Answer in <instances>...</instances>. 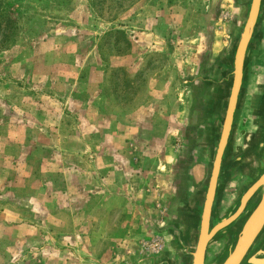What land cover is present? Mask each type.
Masks as SVG:
<instances>
[{
    "label": "rangeland",
    "instance_id": "374dc122",
    "mask_svg": "<svg viewBox=\"0 0 264 264\" xmlns=\"http://www.w3.org/2000/svg\"><path fill=\"white\" fill-rule=\"evenodd\" d=\"M0 3V264H146L182 80L226 41L231 0Z\"/></svg>",
    "mask_w": 264,
    "mask_h": 264
},
{
    "label": "flooded vegetation",
    "instance_id": "af4514ba",
    "mask_svg": "<svg viewBox=\"0 0 264 264\" xmlns=\"http://www.w3.org/2000/svg\"><path fill=\"white\" fill-rule=\"evenodd\" d=\"M225 33L224 44L206 47L182 80L189 102L170 196L161 214L146 220L154 239L144 251L162 252L165 230L182 234L190 215L185 203L196 202L210 177L215 182L210 208L218 202L224 210L249 185L256 161L264 158V0H231ZM258 181L262 184L264 177ZM261 192V186L252 190ZM167 220L171 223L160 228ZM258 257L263 260L262 254Z\"/></svg>",
    "mask_w": 264,
    "mask_h": 264
},
{
    "label": "water",
    "instance_id": "95a60500",
    "mask_svg": "<svg viewBox=\"0 0 264 264\" xmlns=\"http://www.w3.org/2000/svg\"><path fill=\"white\" fill-rule=\"evenodd\" d=\"M251 172V181L239 192L224 210L210 208L214 196V177L207 181L193 205L188 207L190 215L180 236L176 231L170 235L165 230L164 250L160 253L144 251L147 264H264V192L252 193L261 186L258 179L264 177V158ZM209 216L217 218L211 222ZM167 220L161 227L170 224ZM160 235V231H155ZM263 260L258 261V255Z\"/></svg>",
    "mask_w": 264,
    "mask_h": 264
},
{
    "label": "trees",
    "instance_id": "16d2710c",
    "mask_svg": "<svg viewBox=\"0 0 264 264\" xmlns=\"http://www.w3.org/2000/svg\"><path fill=\"white\" fill-rule=\"evenodd\" d=\"M11 24H12L11 17L5 14L0 3V35L3 38L0 40V44H3V42H5V40L9 37Z\"/></svg>",
    "mask_w": 264,
    "mask_h": 264
},
{
    "label": "built area",
    "instance_id": "2783aa9c",
    "mask_svg": "<svg viewBox=\"0 0 264 264\" xmlns=\"http://www.w3.org/2000/svg\"><path fill=\"white\" fill-rule=\"evenodd\" d=\"M150 248H151V243H150L149 247L145 248V250H146V249H150Z\"/></svg>",
    "mask_w": 264,
    "mask_h": 264
},
{
    "label": "crops",
    "instance_id": "0c3cea01",
    "mask_svg": "<svg viewBox=\"0 0 264 264\" xmlns=\"http://www.w3.org/2000/svg\"><path fill=\"white\" fill-rule=\"evenodd\" d=\"M168 200V199H167Z\"/></svg>",
    "mask_w": 264,
    "mask_h": 264
}]
</instances>
